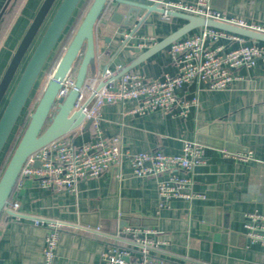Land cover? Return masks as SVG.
Returning a JSON list of instances; mask_svg holds the SVG:
<instances>
[{
  "label": "crops",
  "instance_id": "1",
  "mask_svg": "<svg viewBox=\"0 0 264 264\" xmlns=\"http://www.w3.org/2000/svg\"><path fill=\"white\" fill-rule=\"evenodd\" d=\"M43 1L22 0L20 9L38 11ZM9 2L0 0V16ZM212 4L229 19L264 25V0H212ZM128 11L127 5L111 0L96 25L97 76H103L107 69L113 73L139 56L127 47L140 48L143 53L186 24L177 17L165 21L163 15L154 13V23L145 24L128 41L130 32L122 31L118 16ZM13 28L6 32L0 52ZM222 44L227 49L237 46L222 40L214 47ZM12 56L0 65V82ZM133 72L149 80H163L166 75H175L177 68L167 47ZM236 75L238 78L223 91H210L197 82L178 91L179 100L194 101L187 117L180 115L179 107L170 112L132 114L135 101L101 109L104 135L120 136L124 149L132 153L177 154L185 141L207 142L204 162L189 174L194 192L205 199H176L158 213V179L134 177L128 161L81 181L76 193L43 188L34 179L18 181L10 202H18L21 213L66 222L56 264H104L102 252L110 244L120 243L116 234L125 226L156 228L164 242L158 258L181 264H264V247L252 244L244 228L246 214L264 212V61L238 69ZM69 135L79 145L93 138L91 130L78 129ZM249 152L253 159L248 162L227 156ZM47 233L45 226H35L32 220L18 221L4 212L0 217V264H43Z\"/></svg>",
  "mask_w": 264,
  "mask_h": 264
},
{
  "label": "built area",
  "instance_id": "2",
  "mask_svg": "<svg viewBox=\"0 0 264 264\" xmlns=\"http://www.w3.org/2000/svg\"><path fill=\"white\" fill-rule=\"evenodd\" d=\"M166 12H179L207 20L230 23L264 34V25L248 24L239 19H229L215 9L211 0H197L194 4L182 1L165 3ZM165 21L173 17L163 15ZM129 39V35H126ZM222 40L237 46L227 49L225 45L214 47ZM169 54L177 68L175 75H166L163 80H149L136 72H128L112 83L98 88L100 82L112 75L108 69L103 76L87 79L75 103L74 110L82 111L85 121L92 120L90 130L93 138L76 144L70 135L57 139L29 157L20 179H34L43 188L65 190L76 193L81 181L99 177L105 172L129 162L136 178L158 179V213L176 199L194 201L205 199L194 192L193 177L189 175L204 162L205 146L194 141H185L181 153L168 154L163 151L132 153L124 149L120 136L108 138L101 124V109L105 105L137 102L132 114L146 115L154 111L170 112L181 109L180 115L187 117L191 104L179 100L177 92L197 82L210 91L228 89L238 78L241 68H251L264 61V43L224 32L214 28H203L189 34L169 46ZM76 78L70 74L62 82L57 100L66 98L75 88ZM83 129V128H80ZM227 156L248 162L253 153H227ZM40 163V167L34 165ZM19 179V180H20ZM5 213L14 219L32 220L35 226L47 227L43 264H56L62 231L66 222L59 219L29 217L20 212L18 202H8ZM244 228L252 244L264 247V212L245 215ZM118 244H110L101 255L104 264H181L177 260H166L156 255L164 242L154 227L125 226L116 234Z\"/></svg>",
  "mask_w": 264,
  "mask_h": 264
},
{
  "label": "water",
  "instance_id": "3",
  "mask_svg": "<svg viewBox=\"0 0 264 264\" xmlns=\"http://www.w3.org/2000/svg\"><path fill=\"white\" fill-rule=\"evenodd\" d=\"M56 1L57 0L43 1L14 53L0 82V107ZM110 1L111 0H93L72 41L58 63L53 76L49 80L38 105L31 114L28 125L0 178V217L10 201L11 195L20 179L21 172L30 156L57 139L80 128H83L84 131L90 130L92 120L85 121L84 113L82 111H75L74 106L79 97V91L85 84L88 76L92 78L97 76L95 29ZM116 1L129 7L127 13L118 15L122 21V31H124L125 34L130 32L128 41L134 37L145 24L154 23V13L161 15L168 13L172 17L183 19L186 21V24L143 53H141L140 48L127 47L128 50L132 52L140 53L139 56L120 67L109 77L103 79L98 86L99 89L118 80L124 74L133 71L153 55L195 30L206 27L214 28L264 43V34L248 28L220 21L207 20L179 12H166L160 0H153L154 3L152 5L136 1ZM81 2L82 0H62L46 31L28 60L0 118V157L46 63L58 45ZM81 56L82 60L75 77V88L66 98L57 100L62 82L68 75L72 74L74 65ZM198 143L209 145L207 142L200 140ZM223 148L228 150V147L223 146ZM34 167H40V163L37 162Z\"/></svg>",
  "mask_w": 264,
  "mask_h": 264
},
{
  "label": "rangeland",
  "instance_id": "4",
  "mask_svg": "<svg viewBox=\"0 0 264 264\" xmlns=\"http://www.w3.org/2000/svg\"><path fill=\"white\" fill-rule=\"evenodd\" d=\"M62 0H57L51 13L49 14L46 22L44 23L40 33L38 34L35 42L33 43V45L31 46L29 52L27 53L1 107H0V118L1 115L24 71L25 66L27 65L28 60L30 59L32 53L34 52L38 42L40 41L41 37L43 36L44 32L46 31L49 23L51 22L53 16L55 15L57 9L59 8L60 4H61ZM93 0H82V2L80 3L78 9L76 10L72 20L70 21L68 27L66 28L63 36L61 37L58 45L56 46L55 50L53 51L52 55L50 56L48 62L46 63L27 103L26 106L16 124V127L14 128V131L0 157V177L5 169V167L7 166V163L10 159V157L12 156L14 149L16 148L19 139L21 138V135L23 133V131L25 130L29 120H30V116L31 114L34 112L36 106L39 103V100L41 99L45 88L49 82V80L51 79V77L53 76V73L58 65V63L60 62L61 58L63 57L66 49L68 48L70 42L72 41L78 27L80 26L81 22L83 21L86 13L88 12L91 4H92ZM33 12V13H32ZM37 10L32 11V9L27 8L26 11H22V9H20V4L17 5L16 7L11 6L10 7V11L6 14L5 16V24L3 26V33L1 35V39H0V46L3 44L4 40V36L6 35V32H8V30L12 27L13 31H12V35L11 38L9 40V42L7 43V45L3 48V50L0 52V65L2 62H4V59H6V57L9 55V57L11 55H14V53L16 52L15 49L17 43L21 42L22 37H24L25 32H27L26 30L29 28L30 23H32L34 16L36 15ZM30 14L31 17H28ZM19 16V17H18ZM21 16V18H20ZM17 18V19H16ZM22 19V21H21ZM15 20V22H14ZM27 21V23L23 22V21ZM10 27V28H9ZM10 34V33H9ZM15 39H17V41H15ZM19 40V41H18ZM15 42V43H14ZM19 45V44H18ZM12 46L15 48L14 51L12 49ZM18 47V46H17ZM13 57V56H12ZM11 60V59H10Z\"/></svg>",
  "mask_w": 264,
  "mask_h": 264
},
{
  "label": "trees",
  "instance_id": "5",
  "mask_svg": "<svg viewBox=\"0 0 264 264\" xmlns=\"http://www.w3.org/2000/svg\"><path fill=\"white\" fill-rule=\"evenodd\" d=\"M21 1L22 0H10V2H9V5H8V7L5 9V10H3V12H2V15L0 16V39H1V35H2V33H3V26H4V24H5V16H6V14L10 11V7L11 6H13V7H16L17 5H19L20 3H21ZM111 2V1H110ZM109 2V3H110ZM109 3L107 4V6H106V8H105V10H104V12H103V14L105 13V11L107 10V8H108V5H109ZM103 14H102V16H103ZM5 27V26H4ZM81 60H82V56L77 60V62L75 63V65H74V69H73V72H72V75L74 76V77H76V74H77V71H78V68H79V66H80V63H81ZM28 125V124H27ZM27 127V126H26ZM26 129V128H25ZM25 131V130H24ZM24 131H23V133H24ZM23 133H22V135H23ZM22 135H21V137H22ZM21 139V138H20ZM20 139H19V141H20ZM19 143V142H18ZM18 145V144H17ZM17 147V146H16ZM15 150V149H14ZM11 158V157H10ZM10 160V159H9ZM9 162V161H8ZM8 164V163H7ZM6 168V167H5ZM5 170V169H4ZM4 172V171H3ZM3 174V173H2ZM2 176V175H1ZM1 178V177H0ZM4 213V212H3Z\"/></svg>",
  "mask_w": 264,
  "mask_h": 264
}]
</instances>
